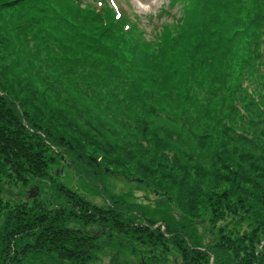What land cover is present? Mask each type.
I'll return each instance as SVG.
<instances>
[{
	"label": "rangeland",
	"instance_id": "obj_1",
	"mask_svg": "<svg viewBox=\"0 0 264 264\" xmlns=\"http://www.w3.org/2000/svg\"><path fill=\"white\" fill-rule=\"evenodd\" d=\"M109 2L138 20L151 37L153 26L161 23L158 14L170 1ZM222 6L237 21L228 35L233 40L236 32L235 41L219 39L223 33L212 28L208 35L216 41L209 47L214 50L197 52L193 36L170 73L151 76L138 72L139 62H132V69L121 59H107L112 65L108 69L123 74L111 82L102 77L106 71H99L96 79V70L89 67L93 51L82 49L55 14L0 0V97L16 83L14 90L29 102L24 114L38 116L29 133L49 147L44 169L37 173H17L0 151V247L8 219L23 227L40 222L41 210L45 215L63 211L68 202L57 196L60 188L86 200L79 202V217L66 221L95 243L96 260L84 264H207L210 255L193 256L194 248L185 241L181 249L175 240L166 243L158 237L153 243L131 237L153 238L150 226L166 233L171 222L181 235L199 234L207 246L225 244L227 235L235 243H250L254 231L259 233L257 248L262 245L264 231H258L257 219L264 210V0H222ZM176 9L181 12L179 5ZM169 19L164 13L162 21ZM135 76L142 81L129 92ZM64 115L73 120V130L81 132L78 141L86 142V162L69 158L55 144L61 139L52 120ZM8 117L13 118L11 110L0 107V120ZM21 123L29 129L25 116ZM152 139L168 145L161 155ZM92 158L102 164L101 172L88 165ZM35 159L28 156L23 168L30 169ZM117 195L126 200L121 205L127 213L121 217L124 221L99 226L94 213L102 207L103 215L110 217V201ZM246 200L254 206L252 215L239 205ZM135 202L148 215L136 219L133 225L139 229L132 231L119 225L133 222L128 211L134 206L127 204ZM115 225L123 231L114 230ZM21 229L15 238L28 231ZM51 254H37L34 264H54ZM64 264L80 263L67 259Z\"/></svg>",
	"mask_w": 264,
	"mask_h": 264
},
{
	"label": "trees",
	"instance_id": "obj_2",
	"mask_svg": "<svg viewBox=\"0 0 264 264\" xmlns=\"http://www.w3.org/2000/svg\"><path fill=\"white\" fill-rule=\"evenodd\" d=\"M28 1L29 3H25L23 0H9V4L24 3L26 8L32 4L33 6H40L41 9L49 10V12L55 14L57 20L67 24L69 33L76 38V42L80 44L82 49L87 50L89 54L93 51L89 67L96 70V79L101 77L100 72L104 73L106 71L102 77H105L111 82L119 81L123 77V74L118 69H108L112 65H110L107 59H121L123 64L130 63L133 66L132 69L134 68L132 62H139L140 67L138 72H141L140 74H148L151 76V74L154 73L158 75L163 71H169L168 73H170L179 59L185 56L184 54L193 36H195V42L197 43V52H211L212 49L214 50V48L210 49L209 47L216 41L211 39L208 35L212 33L210 32L212 28L218 29L223 33L219 38L221 40L226 38V41H235L237 39V36H235L236 32L233 33V40L228 37V35L234 31L233 25L236 20L233 17L230 18V15H227V8H223L222 0L219 4H213V0H169V8L173 9L175 6L179 5L181 12L173 13L170 10L163 9L161 17L166 13V15L172 19L161 21L160 24L155 25L151 37L148 36L147 31L142 28L138 20L132 19L126 13L121 14L116 12L106 0ZM33 1L36 2L33 3ZM198 16L201 17L199 21L196 20ZM237 25L239 26V22ZM105 35L106 38L104 37ZM124 52H127L130 57L128 58ZM121 54L124 56L121 57ZM98 55H102L104 58L96 57ZM176 57L178 58L175 59ZM93 60L100 62V64L93 62ZM116 73L119 75H114ZM112 75L113 77H111ZM165 76H167V74ZM138 77L139 76H135V81H132L133 83L130 82L129 92L134 83L135 86L140 85L142 80H139ZM15 86L16 83L13 86H9L10 91L0 97V107L11 110L13 115V118L8 117L7 120H0V151L6 156L7 161L9 160L7 164L12 165L17 173L21 170L28 173L41 172L44 169L43 161L45 155H47L46 153L49 151V147L32 138L34 135L29 133L35 125V120L37 122L38 116L27 112L24 114L23 109L27 107L29 102L24 101L23 98L19 96V93L14 90ZM23 116L28 120L27 126H29V129L24 127V129L27 130L26 132L21 123ZM52 121L60 131V135L57 138L61 139V141L55 139L56 142L53 140L55 144L62 147V151L68 155L69 158H79L78 162L83 160L86 162L87 158H89L86 151L87 146L83 145V143L86 142L83 140L78 141L79 137L77 138V135L82 136V134L78 130H73V120L69 118L67 121L66 115H64L62 117L58 116L57 119ZM12 123H16L14 124L16 127H12L10 125ZM12 132L18 136H12ZM74 134H76V136H74ZM152 144L157 148L158 152L160 150V155L162 149L168 147V145L166 146L160 139H152ZM146 149L151 148L148 147ZM28 156H32L36 159L33 164H30V169H25L23 166L26 165ZM92 159L91 161H87L89 163L88 165L99 167V170L96 169V172H101L100 167L102 164L97 158ZM152 161L153 157L149 162ZM94 178L96 180L95 184H97L98 179L96 176H94ZM97 185L99 186V183ZM75 194L76 192L71 189L64 190L60 188V192L57 193V196H65L68 202L64 204V210L61 212L58 211L57 214L55 213L56 215H45L46 212L41 210L37 213L40 218V222L38 223L36 221L26 222L23 224V227H21L22 224H18L14 218L8 219L5 223V229L2 232V246L0 247V254L2 256L0 257V264H34L37 262L34 259H38L40 256L37 254H45L46 251L49 254L51 252V256L56 258L54 264H64V261L67 259L72 263L80 264L89 263L91 260L93 261V259L96 260V252L98 251L95 250V243L89 241L85 232H77L75 228L68 226V223H66L68 217L70 220L79 217L77 208L80 204L79 202L81 200L86 201L85 199L79 200ZM70 201L71 203H69ZM250 202L247 200L242 201L239 205L247 213L252 215L254 206ZM135 203L127 204L134 206L128 211L130 217H132L130 221L133 222L119 225L122 227H130L132 231L139 229L133 225L136 219H143L145 215H148V213L140 209L142 207L139 203ZM110 204V210H108L110 217L103 215L101 212L102 207H98V211L94 213L95 216L98 217L95 223L100 224L99 226H108V224L112 222L119 224L124 221L121 218L123 215L127 214L126 211L124 212L121 209V205L126 204L124 196H114ZM40 216H42V218ZM257 221L259 222V229H261L258 231L261 233L264 231V210L260 212ZM171 223L167 226L166 233L162 232L160 227L153 229L152 226H150L149 228L151 231L155 232L152 233L155 235L153 238H147L135 233L131 234V237L136 240L153 243L155 239L159 241L158 237L159 239L163 238V241L166 243L168 240H175V243H179L178 245L181 249V241H185L187 247L190 246L188 248H194L191 251L193 252V256L196 253L202 254L205 258L210 255V261H205L207 264H264V241L258 249L259 233L257 235L255 231L251 232L249 236L250 243L246 241L242 242V239H239L240 244L235 243V239L227 235L225 237H227L228 240L225 244L207 246L204 244L202 236L199 234L196 236L194 232L192 233L191 228V234L184 233L185 236L183 234L181 235L180 231L174 230ZM119 226L115 225L113 229L122 232L123 229ZM25 227H27L28 231L15 238L14 235L19 231L18 228L23 229ZM23 230L26 231L25 229ZM110 232L111 230L106 233L111 235ZM200 247H206L208 250L203 252L200 250L203 248ZM54 249H58L56 254H53ZM207 251L208 254L206 253Z\"/></svg>",
	"mask_w": 264,
	"mask_h": 264
}]
</instances>
